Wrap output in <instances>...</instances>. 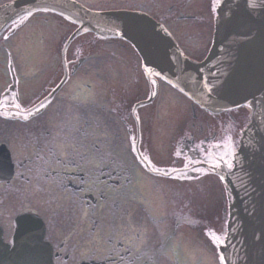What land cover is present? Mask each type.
Wrapping results in <instances>:
<instances>
[{"label":"flooded vegetation","instance_id":"af4514ba","mask_svg":"<svg viewBox=\"0 0 264 264\" xmlns=\"http://www.w3.org/2000/svg\"><path fill=\"white\" fill-rule=\"evenodd\" d=\"M3 1L0 0V2ZM80 1L91 8H98L99 6L96 5L105 0ZM114 1H118L122 5L123 3L128 4L127 7L118 9L138 10L147 13L157 23L163 24L176 41L177 38L171 32V28L175 26L177 20L195 18L199 23L205 25L206 20L212 19L208 47L205 50L199 48L201 52L204 51L203 57L207 53L212 41L217 0L205 1L208 4L207 14L209 17L201 9L200 13L187 15L188 4L193 0H175L174 3L171 2L172 4L169 3V0H164L162 11L157 10L161 6L160 0H109L107 2L113 3ZM196 7L192 6V8ZM69 27L73 26L69 25ZM37 32L39 34L42 32L39 23L34 18H27L11 33V36H15V38L19 33H26L24 43L21 42L23 34H20L14 45L10 44L13 41L10 40L8 47L5 46V49L0 50V120L6 122L0 123V145L4 144L8 148L14 165L10 181L0 182V203L5 205L3 197L7 194L6 190L12 195L19 192V188H10L13 181L20 182L32 177V167L27 168V164L51 160L53 157H58L61 160V165L55 167L54 171H48V174H65L69 178L68 199L66 198L62 202L60 198L57 199L56 204L58 205H55L56 207L54 206L53 209L42 206L35 209L24 205L18 210L10 209L9 212H1L0 207V226L3 230L4 241L8 242L14 233L12 225L16 214L31 212L37 214L43 221L44 240L51 248V264H219L217 256V245L219 244L212 241L209 233H215L221 238L223 236L226 217L223 186L217 175L207 171H189L190 168L187 167L191 166L189 163L194 164L195 168L199 167L196 166L197 164L209 166L211 164L212 166L214 161L206 158L222 155L223 145L228 137H231L235 147L245 122H247L248 112L244 108H236L212 115V113L194 106L192 102L171 88L161 78L145 74L139 75L140 63L138 64V60L129 58L125 59V62L129 64L131 76L122 91L111 92L109 90L107 93L105 90H99L103 94L110 95L111 98L108 101L105 96L92 91L94 90L92 85L95 84L94 80H89L86 75L77 74L80 66L79 59H77L75 64L74 61L67 63V79L51 101L44 104V107L39 106L32 112L25 113L27 109L21 110L18 90L21 77L30 76L35 72L32 71V73L30 69L33 65H37L34 63L39 57H29V55L32 51L37 53L44 49L36 36ZM103 41L109 43L107 41L112 40ZM113 43L118 44L117 40H113ZM12 46H18L19 50L24 53L27 51L28 55L23 63H19L23 59L18 58V54L11 53ZM178 46L187 54L179 43ZM80 48H86V44ZM71 54L72 56H81L75 46ZM187 56L190 55L187 54ZM77 64L79 65L77 66ZM118 68L116 66V70ZM56 77L50 79L48 83L50 86L56 82ZM85 79L87 82L83 81ZM69 85H71L70 88ZM47 86L41 87L36 93L34 99L37 100L33 104L41 101L47 94L46 92L50 88ZM67 87L70 92L69 90L65 92ZM102 89H105L104 86ZM143 89H145V95H143ZM132 90L133 96L128 99L127 95H131ZM160 91L162 93L159 96ZM94 96L99 99L98 102L93 101ZM159 97L162 99L161 105L166 98L164 103L167 105V114L170 119L173 118L171 117L173 112L170 110L175 111L172 106L173 100L178 102L181 100V104L189 102L190 113L187 112L178 119L174 136L169 135V129L163 131L156 127L153 128L152 117L158 118V113L154 115L150 113L145 124L139 115L140 109L149 106ZM144 101L146 102L138 105ZM69 102L82 105L84 112L79 120L77 117L72 118L76 120L77 124L75 126L74 122H71L70 136H62L59 143L64 147L57 149L54 143L57 137L54 133V122L58 111L63 110V106ZM17 104L19 108L16 107ZM46 111L55 114L52 113L49 121L44 124L43 118L46 116L44 113ZM68 115L66 113V116ZM25 116L28 118L25 119ZM11 120L16 121L15 125H17L13 130L9 129ZM164 122L167 126L168 120H164ZM169 123H173V121L170 120ZM100 127L107 128V131ZM153 135L159 142L165 143L164 146L169 144L172 148L170 153L167 152L169 156L167 164L173 163L180 166H173L172 171L167 172L169 167L165 166L164 168V163L161 160H156L151 148ZM11 139L16 147H11L13 146ZM74 156L82 164L89 160L97 163L100 170L92 172L76 170L83 169V167L72 164L73 170L65 171L64 160L69 157L74 158ZM138 158L142 159L146 165L140 163ZM108 162L115 163L113 169L105 165ZM153 167L161 171H154ZM37 173L34 171V174ZM141 176L153 180L155 182L153 186L160 192L165 190L172 193V191H179L181 187L186 188L187 194H194V200L192 202L191 197L176 198L175 205L166 208L165 212L161 214L162 217L156 218L145 202V193L141 182L144 179H141ZM2 178L3 176L0 175V179ZM89 178L108 180L107 182L112 184L111 192L105 196H101L98 191L91 194L89 185H85V180ZM75 180H78L76 184H74ZM217 192L219 199L212 206L209 204L210 199ZM47 196L51 200L52 193L49 192ZM108 196L113 197L115 201L113 202L111 198L107 199ZM164 196L167 197L166 192ZM121 201L131 203L130 207L132 208L128 211L130 216L135 219L124 218L126 209H123ZM120 208L122 212L119 210ZM139 210L142 215H147L149 221L136 219ZM210 210L219 212L218 215L213 216L212 220L208 218L212 214L209 212ZM96 211L98 217L91 219L90 214H94ZM103 211H108L111 215L104 214ZM113 214L123 216V218L115 221L112 218ZM144 222L146 223L144 224ZM120 228H122V232L118 230ZM134 228L137 230L134 231ZM185 232L192 239H189ZM195 233L197 235L193 236ZM187 242L191 247L192 260L188 259L189 257L186 255L188 251L183 248V244Z\"/></svg>","mask_w":264,"mask_h":264},{"label":"water","instance_id":"95a60500","mask_svg":"<svg viewBox=\"0 0 264 264\" xmlns=\"http://www.w3.org/2000/svg\"><path fill=\"white\" fill-rule=\"evenodd\" d=\"M36 10L57 12L77 25L66 45L87 31L128 41L148 74L165 79L202 108L218 112L243 104L251 109L234 167L219 171L229 205L219 255L222 264H264V0H221L212 45L201 62L184 56L166 30L145 14L90 10L74 0L5 3L0 6V33ZM15 227L11 246L3 242L0 230V264H32L33 258L50 264L40 220L20 215Z\"/></svg>","mask_w":264,"mask_h":264},{"label":"rangeland","instance_id":"374dc122","mask_svg":"<svg viewBox=\"0 0 264 264\" xmlns=\"http://www.w3.org/2000/svg\"><path fill=\"white\" fill-rule=\"evenodd\" d=\"M86 1L95 2V0H86ZM107 1L109 0H105L101 2L98 6L100 8H105V9H117V8H121L124 6L126 7L128 6L127 3H123L122 5V3H119L118 1H114L113 3H110ZM173 1L175 0H169V3L171 2L174 3ZM205 1L206 0H193L190 4H188L187 15H190L192 13L193 14L200 13L199 10L201 9V11L204 10L203 13H205V15L209 17V15L207 14L208 4ZM163 2L164 0L163 1L160 0L161 6H159L160 8L157 9L158 11L163 10ZM193 5L197 7L192 8ZM175 7L177 8V6ZM29 17H30L29 19L34 18V20H36V22L39 23V26L42 29V32H40L41 34L37 32L36 36H38V40L41 41L39 43L41 44V47L44 49L41 50V52H37V53L32 51V53L29 55V57L34 56V57H39V58L34 63L37 65L36 66L33 65L32 69H30L31 72L32 71H35V72L34 73L32 72L33 74H31L30 76H26L24 78L21 77L20 89L18 90L19 95H20L21 110H26L29 107H31L33 103L37 100V99H34V96L40 90V88L44 87L45 85H49L48 83L50 82V79L52 80L54 76H57L56 77V80H57L58 77L61 75L60 71L57 72L59 67H61V52H60L61 47H62L61 41L73 29V27H69V25H67L66 23L61 22L62 20L60 18L58 17L56 18L53 15L37 14V15H30ZM210 23H212V19L206 20L205 25L199 23V21L195 20V18L194 19H191V18L181 19V20L176 21L175 26L171 28V32L174 33L175 37L177 38L178 43L180 44V46H182L185 49L188 55L196 59H201L203 57L202 54L204 53V51L201 52L199 48L200 49L203 48V50H205L208 47L209 40L211 37L210 33H211V26H212V24ZM20 34H23L21 37V42L24 43L25 41L24 36L26 33H19L18 36H20ZM18 36L16 38H13L12 42L8 40L10 44L14 45L16 43V40L19 39ZM93 41H94L93 38L90 36L80 37L78 38V40L76 39V41L71 43L73 46L71 45L67 49L66 62L70 63L75 58L71 54L74 44L77 43L79 45V43H83V44L87 42L92 43ZM107 42L109 43H105L104 41H102L101 43L98 42L96 44L93 43V45H91V47L89 46V48L86 45V48L81 53L85 54L87 59L84 60L85 62L82 65V67L79 69L77 74L83 75V76L86 75L89 80H94L95 84H92L94 90L92 91H94L95 93H99L101 96H105L106 100L108 101L111 98L110 95L107 94L108 91L110 90L111 92H114V90H116V92H121L122 88H124L125 83L128 82L130 79L131 71L129 69V64L125 62V59L130 58L132 60L133 59L138 60L139 57H136L132 49L128 48V46L125 43L118 42V44H116V43H113V40L107 41ZM12 51L13 53L18 54V58L20 57L23 59V61L19 62L20 64L23 63L24 60H26V57L28 55L27 51L26 53L22 52L21 50H19L18 46H15V47L12 46ZM30 65L31 63L29 64V66ZM116 66L119 67L117 70H116ZM138 74L142 75V72L139 71ZM86 80L87 79L83 81L87 82ZM99 83H103V85L105 86L104 90L107 91L106 94L105 93L103 94L99 91L100 90L98 87ZM143 85L145 86V83H143ZM70 86L71 85H69V88ZM69 88L67 87L65 92L68 90L70 92ZM161 91H160L159 96L162 93ZM143 95H145V89H143ZM132 96H133V90H132L131 95H127V98L129 99ZM161 100L162 99L159 97V99H155L152 102V104H150L149 106L144 107L143 109H140L138 111L139 115L144 119V120L142 119V122L145 124V122L147 123L146 118H148V115H150V113H152L153 115L158 113L159 114L158 118L152 117L153 118V122H152L153 128L156 127L163 131H167L169 129L170 131L169 135L172 134L174 136V133L176 132V129H177L176 126L178 125V119H180L187 112L190 113L189 102H184L181 104V100H179V102L177 100H173L172 106H174L175 111H173L172 109L170 111L173 112L171 117H173L174 119L173 118L170 119L169 115L167 114V107H166L167 105L164 103L166 101V98L162 101L163 105H161ZM93 101L98 102L99 99L94 96ZM83 110H84V107L82 105L80 106L73 102H69L65 106H63V110L58 111L57 118L54 122L55 123L54 133H56L57 135L56 141L54 142L55 145L59 144L62 136H65V137L70 136V129L72 127H69V126L71 122L73 121L75 126L77 124V122H75L76 120L75 119L73 120L72 118L77 117V120H79L82 116V113L84 112ZM44 113L46 114V116L43 118V121H44L43 123L46 124L51 118L52 113L53 114L55 113L54 112L51 113L48 111ZM66 113H68L69 115L66 116ZM164 120H168L167 126H165ZM170 120H172L173 123H169ZM0 123H6V122H2L0 120ZM10 123L11 124H9V129L13 130V128L17 126L15 125L16 121L11 120ZM100 128L107 131V128H104V127H100ZM155 137L156 136L153 135V141L151 140L152 141L151 148L153 150V154L156 156L155 157L156 160L157 161L161 160L164 163V168L165 166H168L169 170H171L173 166L174 167L180 166L179 164L174 165L173 163L167 164L168 159H169L167 152L170 153V151H172V148L170 147L169 144L164 146L165 143L163 144V142L162 143L159 142ZM13 144H14V141L11 139V145ZM11 147H16V146L13 145ZM89 168L91 169L95 167L93 165H90ZM70 170H72V168ZM141 177H142L141 179H144V180H141V182L143 183L142 188L145 193V202L147 206L149 207L148 209L151 210V212L154 214V216H156V218L162 217L161 214L165 212L166 208L173 207L175 205L176 201L174 200L176 198L177 199L179 198L187 199V197L189 198L191 197L192 200L194 198V194H190V195L187 194L188 193L187 189L186 188L183 189L182 187L180 188L179 191H172V193L170 191L167 192L165 190L163 192H160L157 188H155V186H153V184L155 183L153 180L145 179L144 176H141ZM55 182L56 180L51 179V178L42 179V181L38 183L37 191L35 192L36 190L35 188L36 180L35 179H32L30 177L29 179H23L20 182L14 181L13 185L10 188H16V189L19 188V192H16L15 195H12V194L6 195L5 202H4L5 205L0 203L1 212H5V211L9 212L10 209L18 210V209L23 208L24 205L26 207L35 208V209H38L39 208L38 206L53 209L55 205H58L56 204L57 202L56 198L57 199L60 198L61 202L66 198L68 199V193L67 192L65 193L64 190H62V191H59V192L57 191L53 193L56 202H51V200L49 202H45V200L42 201V197H44L43 194L46 193V190L45 188H43V185L53 186ZM60 186L64 187L65 184L61 182L58 187ZM24 191H25V196H23ZM165 192L167 194V197L164 196ZM218 192L215 193L210 199V202H209L210 205L213 206V203H215L219 199L217 195ZM26 196L29 198H26ZM111 199H113L112 200L113 202L115 201L113 197ZM121 202L123 203V206H122L123 209H126V211L124 212V215H125L124 218L135 219V217L130 216V212L128 211L129 209L132 208L130 207L131 203L127 201L126 202L121 201ZM119 210L122 212L121 208ZM209 212H211V210ZM105 213L108 215H111V213L108 211H105ZM211 213L212 214L208 217L210 220H212L213 216L218 212L214 211ZM92 216H96V212L94 214L91 213L90 218H92ZM107 217H106V220H107ZM112 218L113 220L117 221V220H121L123 216H118L117 214L116 215L113 214ZM147 218H148L147 215L145 214L142 215L141 210L137 212L136 219L149 221V219ZM145 223L146 222H144V224ZM118 230L122 232V228ZM133 230L136 231L137 228H134ZM185 235L189 237V234H186V232H185ZM194 235H197V234L195 233L193 234V236ZM189 239H192V238L189 237ZM183 248H185V250L188 251L186 254L189 257L188 259L192 260L193 258L191 259V256L193 255L190 250L191 247L189 243L188 242L184 243Z\"/></svg>","mask_w":264,"mask_h":264},{"label":"snow or ice","instance_id":"6c2138e0","mask_svg":"<svg viewBox=\"0 0 264 264\" xmlns=\"http://www.w3.org/2000/svg\"><path fill=\"white\" fill-rule=\"evenodd\" d=\"M217 2H218V0H217ZM28 15L30 16L31 12H29ZM27 18H28L27 16L23 17L21 19V22H23V20L27 19ZM150 71L151 70H149V72ZM16 107L19 108V105L17 104ZM41 107H44V105L42 104ZM37 111H39V109H37ZM24 118L27 119L28 117L25 116ZM217 147H219V145H217ZM223 149H224V151H223L222 155H220L219 157L209 156L206 159L214 161V163L212 165L214 168H219L221 166V164H224V165H226L227 168L232 169L234 167V159L236 157L237 150L233 146L231 137L227 138V141L223 145ZM145 159H147V158H145ZM153 170L154 171H161L160 169H157L154 167H153ZM221 178L223 179V177H221ZM209 235L211 236L212 241L214 243H216V244L223 243V240L221 239V237L216 235L215 233L210 232ZM220 259L223 260L224 258L220 257Z\"/></svg>","mask_w":264,"mask_h":264},{"label":"bare ground","instance_id":"6f19581e","mask_svg":"<svg viewBox=\"0 0 264 264\" xmlns=\"http://www.w3.org/2000/svg\"><path fill=\"white\" fill-rule=\"evenodd\" d=\"M41 262L38 260V259H36V258H33V260H32V264H40Z\"/></svg>","mask_w":264,"mask_h":264}]
</instances>
